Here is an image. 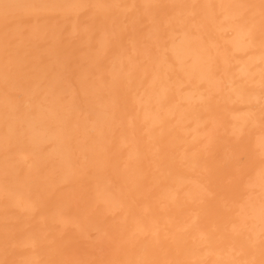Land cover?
Here are the masks:
<instances>
[{
    "label": "bare ground",
    "instance_id": "obj_1",
    "mask_svg": "<svg viewBox=\"0 0 264 264\" xmlns=\"http://www.w3.org/2000/svg\"><path fill=\"white\" fill-rule=\"evenodd\" d=\"M0 264H264V0H0Z\"/></svg>",
    "mask_w": 264,
    "mask_h": 264
}]
</instances>
